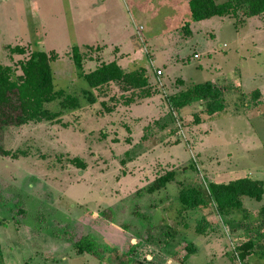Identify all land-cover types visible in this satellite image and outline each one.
Listing matches in <instances>:
<instances>
[{
	"label": "rangeland",
	"instance_id": "rangeland-1",
	"mask_svg": "<svg viewBox=\"0 0 264 264\" xmlns=\"http://www.w3.org/2000/svg\"><path fill=\"white\" fill-rule=\"evenodd\" d=\"M15 44L55 51L54 87L80 106L0 137L5 149L25 153L0 155L3 264H264V12L242 22L192 20L187 0H0V64L18 74L26 53H11ZM71 46L84 72L113 58L123 70L166 69H151L149 97L123 104L130 92L109 83L92 89L89 104ZM203 81L221 91L224 110L208 115L202 101L169 108L168 95ZM46 106L59 109L57 101ZM171 169L174 180L145 191ZM242 176L263 183L260 200L241 198L244 211L180 208V184L206 196L207 181ZM81 236L100 256L77 251ZM246 239L253 246L239 261L236 246Z\"/></svg>",
	"mask_w": 264,
	"mask_h": 264
},
{
	"label": "trees",
	"instance_id": "trees-1",
	"mask_svg": "<svg viewBox=\"0 0 264 264\" xmlns=\"http://www.w3.org/2000/svg\"><path fill=\"white\" fill-rule=\"evenodd\" d=\"M187 4L192 20H201L211 16H231L237 17V21L242 22L247 17L259 16L264 12V0H224L222 2L187 0ZM184 27L186 33H189L187 25ZM8 50L11 53H26V55L17 61L20 71L18 74H15L9 65L0 64V137L4 129L8 127L20 126L27 122H56L59 120L61 110H73L80 106L77 95L65 93L62 89L54 87L50 62L57 56L55 51L47 52L40 48L27 51L25 46L17 44L9 46ZM70 51L77 76L86 84V88L81 89V94L87 103L91 104L96 101L92 89L101 91V88L109 83H114L123 92H130V96L122 101L123 104L132 102V96L140 99L152 94L153 90L147 78L149 73L144 66L123 70L114 59H111L101 61L94 68L84 72L81 68L79 48L71 46ZM256 94L258 92L255 90L254 97H257ZM166 100L169 108L176 112L194 101H202V112L208 115L224 110L221 91L209 81L194 83L185 90L168 95ZM52 101H57L58 110H51L46 106ZM100 102L105 111H111L112 107L107 106V101ZM193 121L198 123L200 119L194 115ZM22 154H25L22 150L5 149L0 144L1 156L16 158ZM70 162L77 167L83 166V163L76 157L71 158ZM180 172H182L181 169ZM174 178L175 171L168 170L151 180L146 185L145 191L151 193L159 190ZM205 188L207 197L196 185L180 184L177 192L180 208L187 210L205 208L210 205L218 215L224 217L233 212L244 211L241 199L243 196L260 200L263 194L262 181L248 176L237 177L226 182L207 181ZM202 229L201 225L195 226L196 232ZM73 245L79 252L86 251L96 257L100 256L95 243L87 236L79 237ZM252 246L250 239L236 246L239 261L244 259ZM186 247L190 249V243H187ZM0 264H3L1 259Z\"/></svg>",
	"mask_w": 264,
	"mask_h": 264
},
{
	"label": "crops",
	"instance_id": "crops-1",
	"mask_svg": "<svg viewBox=\"0 0 264 264\" xmlns=\"http://www.w3.org/2000/svg\"><path fill=\"white\" fill-rule=\"evenodd\" d=\"M189 32H190V30H189ZM189 34V33H188ZM114 59V58H113ZM151 67V69L154 71V69L155 68H157V69H159L160 71L161 70H165L166 69V67H164V65L162 64V65H151L150 66ZM154 68V69H153ZM145 69H146V71L148 72V73H151L152 74V70L151 69H149V68H147V67H145Z\"/></svg>",
	"mask_w": 264,
	"mask_h": 264
},
{
	"label": "built area",
	"instance_id": "built-area-1",
	"mask_svg": "<svg viewBox=\"0 0 264 264\" xmlns=\"http://www.w3.org/2000/svg\"><path fill=\"white\" fill-rule=\"evenodd\" d=\"M193 56H196L195 54H193ZM154 74L156 75V76H158L161 72H160V70L159 69H154Z\"/></svg>",
	"mask_w": 264,
	"mask_h": 264
}]
</instances>
